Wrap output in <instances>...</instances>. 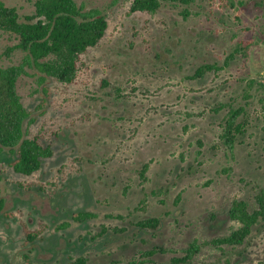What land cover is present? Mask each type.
Returning a JSON list of instances; mask_svg holds the SVG:
<instances>
[{
	"label": "rangeland",
	"instance_id": "1",
	"mask_svg": "<svg viewBox=\"0 0 264 264\" xmlns=\"http://www.w3.org/2000/svg\"><path fill=\"white\" fill-rule=\"evenodd\" d=\"M3 1L23 18L35 11V0ZM75 1L105 14L108 28L74 82H42L29 66L18 79L27 135L53 154L24 174L11 165L16 153H0V264H26L25 254L34 264H264L262 222L242 244H204L172 262L193 240L238 228L233 199L255 206L264 187V0L163 1L156 13H129L132 0ZM18 41L0 28V65L24 60L8 50ZM233 107L245 126L229 147ZM86 210L96 216L73 219ZM152 217L157 228L138 225ZM24 224L41 233L29 241Z\"/></svg>",
	"mask_w": 264,
	"mask_h": 264
},
{
	"label": "trees",
	"instance_id": "2",
	"mask_svg": "<svg viewBox=\"0 0 264 264\" xmlns=\"http://www.w3.org/2000/svg\"><path fill=\"white\" fill-rule=\"evenodd\" d=\"M163 1H171L190 5L196 0H132L129 13L147 11L156 13ZM234 4V3H232ZM35 11L32 14L20 15L15 6H8L0 0V28L15 33L19 41L9 47V51L22 49L26 52L24 60L19 64L8 66L0 65V153L8 148L16 153V158L11 162L13 168L20 173L32 174L40 169L43 159L52 156L53 149L50 145H43L39 136L30 137L25 129V122L31 112L24 105L17 89V82L22 74L27 73V67L41 73L42 82L48 76L57 78L63 83H72L77 77L79 60L83 53L90 47L99 44L108 28V20L105 14L94 10L86 12L84 6L75 0H35ZM187 8L184 16L188 17ZM225 61L223 66L205 63L197 68L191 78L203 75L208 70H220L229 63ZM244 111L243 107L229 110L223 137L229 147H233L238 133L244 131V122L237 121ZM35 120L31 118L30 121ZM149 168L146 163L143 166L144 176ZM2 176L0 174V181ZM255 206L242 198H234L229 210L232 219L240 225L228 235L212 238L203 243L193 240L185 249V255L174 257L173 263L187 262L191 260L202 245L210 244L216 247L222 245L242 244L252 231L254 225L259 222L264 224V187H260L255 194ZM5 206V200L0 189V210ZM96 216L92 211H78L73 219L84 221ZM161 220L152 217L140 220L141 227L157 228ZM26 228L28 240L37 237L41 230ZM158 248L144 252L145 255L154 254ZM26 264H34L28 254L24 255ZM68 264H89L87 258L77 257Z\"/></svg>",
	"mask_w": 264,
	"mask_h": 264
}]
</instances>
